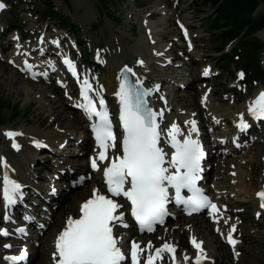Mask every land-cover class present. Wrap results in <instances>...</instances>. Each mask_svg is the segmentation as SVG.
Wrapping results in <instances>:
<instances>
[{
  "label": "rangeland",
  "instance_id": "rangeland-1",
  "mask_svg": "<svg viewBox=\"0 0 264 264\" xmlns=\"http://www.w3.org/2000/svg\"><path fill=\"white\" fill-rule=\"evenodd\" d=\"M10 1L11 4L9 9L3 12L0 18V46L3 48V50L7 51L5 55L11 52L12 49V40L10 39L12 37L18 38L17 32L11 34L12 29H14L15 27L11 28L10 30L8 29L12 25H15L16 28L19 29V33L23 35L24 38H33L39 33V30L47 28V30H45L47 32H56V30L63 31L70 38L76 39L78 44L76 57L80 62L85 63L86 65H93L94 54L92 52V49L94 47L95 49L100 48L102 51H105V48L108 49V46H106V42L111 38L110 36L112 28H125L128 31V33L125 35V39H127L128 43H135L139 39L140 24L139 18H137V15H135V13H140L142 14V16L149 18L150 20L157 23H160V19H164L167 23V26L165 28V33L162 34L163 38L165 39V41H174L173 45L178 46L176 51L177 54L179 53V51L182 52L183 49H181L180 47L182 41L179 39L177 32L178 28L174 24L172 18L173 14L180 12L183 13L187 21H189L192 25L193 34L195 35V44L197 48H195L194 50H197L200 55L192 51L186 53L185 57L181 59L182 64L178 67L179 73L176 77L178 80L177 82H183V84H186L188 83V81H192L193 84L191 86H184L183 84H181L180 87H177L176 94H179L178 110L181 111V109H184V111H187L190 108L192 109L193 107L199 105V108H203L200 111L201 116H199L200 118L203 117L201 118L203 123L206 122L208 125L213 124L214 120L217 121L215 122L216 126L213 131L217 134H221L225 131L223 129V125H226L229 128L232 124V120L230 116L226 117L227 122H220L218 117L216 116L213 118L212 111H210L211 109L207 106L202 105L201 97L204 96V92H210V94H212V104L215 107L220 108L221 110H235L244 105V99L252 95L255 88L264 85V83L260 84V82L257 84L252 83V86L247 90L237 91L236 89H234L232 92H230L229 88L231 89V87L236 84L234 82L236 79L235 70L240 67L238 66V62L228 65V68L222 71V73H220V75L218 76V73L221 69L218 68V56L221 55V52H218L216 50L217 45L215 44L214 39H212L214 37V32L206 29L204 26L205 17L210 12H212V7L203 5V0H165L166 4L171 8V11H169V14L166 17L163 16L162 12L154 6V0H112L109 2L103 1V3L100 2V0H67V2H65L64 0H53L56 5V9L59 12H63L62 18L59 19L43 18L42 15L47 7L41 0ZM89 8H92V10L98 12V14L95 17H92L90 21H85L83 17L86 13V10H88ZM262 9H264V4L262 5ZM104 13H107L109 15L107 19L112 23V25L108 23V20H106L100 23L98 26H95L94 24L103 18ZM2 27L4 28V30L2 29ZM261 30L254 31L252 36L264 40V28ZM43 34L46 33L44 32ZM52 46L56 48V41H53V43H51V46L48 47ZM229 48L230 47H228V49ZM94 62L97 63V61ZM8 63V61L3 60L0 56V151L6 148L8 144L7 142H4V130L7 131L10 128L22 127L26 128L27 131L29 130L41 132L50 130L55 127L64 129L63 127L65 126L66 122L75 118L77 116L76 114H78L77 111L72 110L70 106L67 105V98L64 96L63 90L58 89L57 85L54 82L51 84H43L37 81H31L30 87L33 88L34 92H31L29 98L26 94V89L14 87L7 83L3 76H7L8 74H10L12 72V69H15V71H17L16 68ZM261 63L264 66V49L262 51ZM210 64L214 66L212 78L202 79L201 73L202 71H205L204 66ZM98 67H100V64ZM98 67L95 66L99 73ZM208 70L211 71V68ZM18 74L20 75V73ZM100 75H104V66H101L100 68ZM41 85H47V87L49 88L47 97H54L53 100L55 101V103H57V107L62 110L60 111V116L64 122L61 121L62 119H57L56 110L51 109L49 111V109L47 108L42 109L39 102H37L36 90L38 91ZM195 102L197 103V105L195 104ZM228 122L229 126L227 124ZM218 125H221L222 127ZM75 134H79L76 138L77 141L81 139V135H84L83 133L78 132H76ZM253 135L255 136V134ZM59 139L63 141L66 140L64 138ZM261 139L262 137L258 136L257 138H255V141H258L257 143H254L250 148H244L240 151H235L234 154L238 159H243V169L244 171H246V173L249 174V181L252 180L255 186H259L262 177L261 175L264 172V161L260 159V154H262L261 152L264 149V143L261 142ZM48 141L54 144L53 147L57 148L53 140ZM48 141L45 140V142ZM67 141L69 142V144L67 145L66 149L67 151L71 150V156L67 158V161L71 163L69 164V167L67 166V172L69 173L73 171L74 174L70 175V177H76L77 173L74 172L75 169L71 168L70 166H76L75 164L78 163L79 160L87 163V158L83 157V155H77V152H80V149H77V152H75V141H69V138ZM42 142V138L34 140V145H36V153L33 157V160L28 163V166L30 168V171L34 172L37 184L39 183L38 185L42 187L41 190L45 191L47 190V188L50 190L51 188L59 186L56 183H53L52 179H48V177L59 172H55L56 167L54 164L56 163V159L58 157L59 161L63 159L61 158L60 151L55 152V156L53 157L56 158H43L42 150H39L43 147V145H41ZM37 143L39 145H37ZM91 143V140H89V142L87 140L85 146L87 145V147H89ZM83 149H85V147ZM211 155H213L212 152ZM36 157H41L42 161L35 165H30L31 162H34L36 160ZM213 171H215L214 168L211 170V172L213 173ZM63 182H67L66 179L63 180ZM86 183H89V181L85 182L83 186H79L76 184L75 186H71L69 188L64 187L62 196L59 199L56 208L51 209L49 216L46 217L47 221L49 220V218L52 219L50 226L46 231H41L35 237L36 239H38L40 236L44 241L42 239L36 241V243L39 242V245L37 246H39V248L41 249V253L37 257H33V259H35L31 264H52L49 252L52 249V240L54 238L53 234H55L54 232H56L61 226L63 218L66 216L67 211L72 208L74 197L73 195L76 194L80 189H88V191L86 190L85 193L86 195L89 194L90 187ZM48 185H51L52 187L50 186L49 188ZM47 193L49 194V191ZM215 193L218 195V192ZM224 201L228 203L229 207L231 208L232 214H235L237 216L239 215L242 218L243 222L240 232L243 233L244 240L240 248L241 256L233 257L234 255H232L231 251L224 243H222V245H219L220 243L217 242L219 235L217 234V237L212 238V235L210 234L212 228L207 227L206 236L210 234V237L208 239V242L206 243V246L209 247V249L213 250L219 245V248L225 253H223V258L219 260L217 264H264V215L259 218L254 216L257 207L256 204L251 200H238L232 194L229 195L228 198L224 199ZM71 210V212L76 211L75 208H72ZM33 212H35V210ZM39 215L40 217H43V214ZM192 219H194V217ZM174 222V220L171 221L169 223V226H173ZM18 251L19 245L16 246V252ZM0 262L2 261L0 260Z\"/></svg>",
  "mask_w": 264,
  "mask_h": 264
},
{
  "label": "snow or ice",
  "instance_id": "snow-or-ice-1",
  "mask_svg": "<svg viewBox=\"0 0 264 264\" xmlns=\"http://www.w3.org/2000/svg\"><path fill=\"white\" fill-rule=\"evenodd\" d=\"M6 7L0 3V10ZM186 34V33H185ZM65 64L76 74V67L73 61L65 59ZM32 65H28L31 68ZM131 72V69H127ZM207 74V73H205ZM46 75V73H43ZM243 77V73L240 74ZM91 88L88 80L83 81L81 95L86 103L79 105L86 110L89 117L97 118L92 124L98 145L103 149L99 153L101 161L107 159V149L115 147L116 136L113 131L111 114L105 101L100 98L98 103L101 108L98 110L97 101L88 95ZM150 93L142 90L137 84L125 79L121 83L117 95L120 98L121 110L119 120L123 129L121 141L122 155L112 160L111 165L104 170L108 191L113 196L123 195L127 197L132 205V215L141 225L142 230H153V224L157 221L163 223V217L167 214L165 205L168 202V188H175L177 200H181L182 188H190L197 195L182 201L190 206L192 211H199L204 208L217 210L208 197L203 196L202 190L195 187L199 179L200 161L204 155L198 141L188 138L183 141L177 139L180 133L178 125L173 124L168 128L166 137L170 138V144L175 149L170 158L168 153L160 146L161 138L165 133L160 127L163 118V110L154 111L148 106L145 99ZM249 112L257 119H264V93H261L250 105ZM159 118V120H158ZM192 131H197L195 121H190ZM240 127L246 128L247 124L242 122ZM5 136L14 139L21 133L7 131ZM18 147V145H13ZM165 164L168 167H165ZM7 166V165H5ZM92 167L98 168L96 159L92 160ZM172 169V171H170ZM184 171H181V170ZM129 187L125 190V184ZM21 185L11 180L7 175L3 177V198L7 205L16 202L15 194L20 192ZM264 201V191L257 193ZM264 207V203L261 205ZM122 205L104 194L94 190L92 198L88 199L81 206L79 218L69 217L65 228L57 238V252L54 254L56 264H122L126 259L124 252L119 247L118 238L114 235L116 223H122L123 213L116 214L117 209ZM126 226V225H124ZM21 232L24 229H20ZM235 231V225L232 226ZM0 234L7 236V230H0ZM229 242L235 245L237 241L232 239L231 233L228 236ZM193 244L203 252L202 242L193 238ZM11 247V245H5ZM133 242L131 259L132 264H139V256L143 253ZM175 253V248L164 244L163 248L155 250V257L148 255L146 264H153L154 259H162V252ZM12 260L22 257H11ZM187 260V257H184ZM200 257H197L199 264Z\"/></svg>",
  "mask_w": 264,
  "mask_h": 264
},
{
  "label": "bare ground",
  "instance_id": "bare-ground-1",
  "mask_svg": "<svg viewBox=\"0 0 264 264\" xmlns=\"http://www.w3.org/2000/svg\"><path fill=\"white\" fill-rule=\"evenodd\" d=\"M154 6L157 7L162 12L163 16L165 17L169 14V11H171V8L166 4L165 0H154ZM97 14L98 12L92 10V8H89L88 10H86V13L83 19L85 21H90V19L92 17H95ZM135 15H137V18H139V24H140L139 39L135 43H128L127 39H125V35L128 33V31L125 28H119V29L112 28L111 36H110L111 38L106 42V46H108V49L105 48V51H102V50L99 51L100 58L101 60L104 61V64H103L104 75L100 77L102 81L105 83L107 87V93L109 94L116 92L118 88L119 78H120V69L122 68V66L125 65L126 59H130L132 55H136L138 57L137 63L131 64V66H133V68L135 69V73L140 78L143 75H147L148 76L147 82L150 85H152L154 77L156 76L159 78L162 77L163 68L160 67V63L161 61H165L167 59V56H169V54L171 53V52H167L166 47L169 43H167V41H165V39L162 36V34L165 33V28L167 26L166 21L164 19H160V23H157L155 21L147 19L146 17L142 16V14L140 13H135ZM108 23L112 25L110 21ZM61 36H62V33L58 31L54 33L43 34V37H46L45 45L51 46V43H53V41H56V48L67 50L69 53H72L73 46L68 45V44L66 45V43H63V42L60 43ZM16 39L18 38L16 37ZM34 41L36 43L38 42L37 40H34ZM0 50H1V46H0ZM194 52L200 55V53L197 50H194ZM34 57H37V58L39 57L37 52H34ZM29 58H31L30 55H24L23 57H17L13 54V52H10L6 57H2L3 60L8 61V62L12 61L16 65H22L24 68L28 67L29 63L24 64V61L28 60ZM39 61L41 65L45 64L44 60L40 59ZM44 67L48 68L46 64L44 65ZM90 67H93L92 71L95 75H99L98 70L95 68V66H90ZM33 70H38V68L34 66ZM3 78L7 81V83H9L10 85L14 87L26 89L27 91L26 94L28 98L30 97L31 92L33 91V88L30 87L31 81L28 78H25L21 74L19 75L17 71H15V69H12V72L8 74L7 76H3ZM177 81H172V85L181 86V84H183V82H181L180 84ZM192 84H193L192 81H188V83L183 84V85L191 86ZM67 89H69V86H67ZM48 92H49V88L47 87V85H41L38 91L36 90L37 102H39L42 109L47 108L49 109V111L51 109L56 110L57 119L61 120L62 118L60 116L61 115L60 111L62 110H60L57 107V103H55V101L53 100L54 97L53 98L51 96L47 97ZM178 97H179V94H178ZM178 97L171 98L172 99L171 105L176 106L177 108H179L178 107V103H179ZM212 98L213 97H212V94H210V92L202 96V100L206 103V106L211 109L210 111H212V116L218 117L220 122H225L227 116H230L231 119L236 121L238 119L239 114L245 113L246 111V105L239 107L235 110L234 109L233 110H221L220 108H217L212 104ZM195 104L197 105L196 102ZM67 105L69 104L67 103ZM199 107H200L199 105L195 106L192 109L190 108L191 110L190 109L187 110V113L179 114V115H177V113H179L180 110H177L178 112H175L173 109L171 112L168 113V121L169 122L171 121L170 115H171V118L174 117V118L180 119V120L177 119V122L179 123L180 122L184 123L186 119H190L191 117L199 118V116H201L200 111L201 109H203ZM196 108L198 109V111ZM76 115H77L76 117L74 116L75 118L69 120L68 122L65 121L66 124L63 127L64 129L55 127L50 130L42 131V132L41 131H29V130L27 131V129L24 127L17 129L18 133H21V135H18V137L21 143L23 144L22 148L18 152L11 151L8 147L0 151L1 159H4L6 161L7 166L4 170L6 171L7 176L10 179H13L11 168H15L16 169L15 176L17 177V179L22 181L21 184L23 185L26 184L27 188L34 185L35 187L40 188L41 190L42 187H40L37 184L34 172L30 171V168L28 166V163L33 160V157L36 153V150H35L36 145H34V140L42 138L43 142L41 145H43V147L45 145L54 146L52 142L48 141V140H53L55 142V145L58 147L59 144L63 143V140L59 138L67 139L68 137L73 136L76 132L83 133L84 135L88 134L87 123L85 122V117L82 116L80 113ZM61 121H63V119ZM208 126L211 127V124H208ZM223 129L225 131H228L230 127L228 128L226 125H223ZM230 135H231L230 137L231 139L233 136V133H231ZM221 136L223 137L224 135L222 134L220 135V137ZM6 139L7 138L5 137L4 142L8 143ZM45 140H47L48 142H45ZM216 140H213V142H215ZM37 145L39 144L37 143ZM230 145L231 144H229V146ZM91 147H92V143H91ZM213 148H215V146ZM85 149H87V145L85 146ZM219 151L216 150L214 153L216 157V163L213 168L215 169V171H213V173L210 172L207 176L206 185L210 193L213 195L215 199H218L221 202H223L224 199L228 198L229 195L233 194V196H235V198L238 200L253 201L256 204V207H258L259 209L260 200L256 196V191L262 185V182L264 180V172L261 175L262 177H261L259 186H255L252 180L249 181L250 179L248 177L249 174L246 173V171H244L243 169V164H242L243 159H238L237 157H235V155L232 152L227 151V149L221 152ZM261 153L262 154H260V159L264 161V149ZM75 165L76 166H70L71 168L75 169L74 171L75 173L91 171L88 168L87 163L83 162L82 160H79L78 163H76ZM88 172H86L87 176H89ZM97 178H98L97 173L91 171L89 183H86L90 187L89 191L96 183ZM47 190H45L44 192H46ZM86 190L88 191V189H84V190L80 189L77 191L76 194L73 195L74 197H73L72 208H75L76 210L79 209L80 199H83L87 196L85 193ZM215 192H218V195ZM71 209L67 211L66 215L72 213ZM193 217L194 219H192ZM227 217H228L227 214L224 213L221 219L227 220ZM64 218H63V221H64ZM125 224L129 226L127 230H129L130 227L133 230H135V227L130 226L128 222H125ZM173 224H174L173 226L171 225L169 227V222H168L165 224L164 227L156 231L154 235L148 236L149 234H145V236H139V239L143 238L144 240L151 241L153 244H160V243H163V240L165 238L169 237L170 240L176 242V245L179 246L180 250L186 252L182 254L184 261H185L184 257H187V260L185 261L186 264H196V262H194L193 260V258L196 256V252H194L192 248L193 246L192 243L191 245H189V236L191 235L190 229H193L194 233L204 238L205 245H206L210 237V234L212 235V238L217 237L216 236L217 234L213 231V226L215 224H220V223L218 221L212 224L211 221H209L208 215L201 213L199 215H192L191 217L180 215L175 219V222ZM207 227L212 228L208 236H206ZM127 230H125L124 232H126ZM41 239L42 237L40 236L38 239L36 238L34 239L33 248H34L35 257H37L41 253V249L39 248V246H37V243H36L37 240H41ZM6 240H8L11 243L10 244L11 247H9L8 249L4 247L5 240L3 241L2 237H0V242H1L0 243V252H1L0 260L1 261H2L3 254L16 252L17 245H19V249H20V247L25 246L26 244H29L28 240H25L23 237H18V236H15L11 239H6ZM223 240H221V238L218 237L217 242L220 243L219 245H222V243L224 242ZM219 245L213 250L208 249L206 247L207 248L206 251L210 253V259L204 261L202 264H217L219 260L223 258L225 253L223 252V250L219 248ZM50 259L53 262V257H51V255H50ZM169 260L167 262L165 260H162L161 264H168ZM0 264H4V262L2 261L0 262Z\"/></svg>",
  "mask_w": 264,
  "mask_h": 264
},
{
  "label": "trees",
  "instance_id": "trees-1",
  "mask_svg": "<svg viewBox=\"0 0 264 264\" xmlns=\"http://www.w3.org/2000/svg\"><path fill=\"white\" fill-rule=\"evenodd\" d=\"M46 5L44 17H62L53 0H42ZM67 2V0H64ZM112 0H100V2ZM124 1V0H122ZM264 0H203V5L214 9L207 17L214 38L219 44L218 50H223L226 45L234 41L229 52H224L221 61L223 65L239 62L246 70L248 81L257 80L264 82V66L261 63L264 40L253 35L256 30L264 28ZM108 15V14H107ZM102 23L100 19L95 26ZM238 54L240 60L234 55Z\"/></svg>",
  "mask_w": 264,
  "mask_h": 264
},
{
  "label": "water",
  "instance_id": "water-1",
  "mask_svg": "<svg viewBox=\"0 0 264 264\" xmlns=\"http://www.w3.org/2000/svg\"><path fill=\"white\" fill-rule=\"evenodd\" d=\"M132 60H136V55H132Z\"/></svg>",
  "mask_w": 264,
  "mask_h": 264
}]
</instances>
